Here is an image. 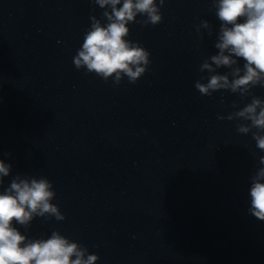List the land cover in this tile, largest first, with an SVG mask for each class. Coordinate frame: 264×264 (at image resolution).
<instances>
[{
  "label": "clouds",
  "instance_id": "obj_1",
  "mask_svg": "<svg viewBox=\"0 0 264 264\" xmlns=\"http://www.w3.org/2000/svg\"><path fill=\"white\" fill-rule=\"evenodd\" d=\"M92 3L103 11L100 19L90 17V27L73 57L75 67L84 68L104 81L112 78L119 84L126 76L130 83H136L148 70L150 52L129 39V24L161 23L165 0H92ZM212 7L220 22L214 43L218 51L200 65V71L209 75L197 80L195 88L204 96L219 90L239 94L241 98L251 96L250 103L227 117L217 118L246 122L237 125L238 133H251L256 147L264 151V99L251 91L257 86L264 87V0H212ZM137 16L144 19L137 21ZM201 28L212 35L207 20L197 26L198 34ZM240 60L244 62L242 67ZM220 68L230 71L220 74L217 71ZM205 79L206 83L201 82ZM232 106L238 107L235 102ZM259 164L261 167L250 178L248 213L264 222V156L259 158ZM11 170L12 165L0 159V186ZM55 196L53 184L47 178L20 174L0 191V264H97L100 259L97 254H90L86 247L59 231H52L47 238H29L16 227L27 229L36 217L63 221L65 216L52 203Z\"/></svg>",
  "mask_w": 264,
  "mask_h": 264
}]
</instances>
